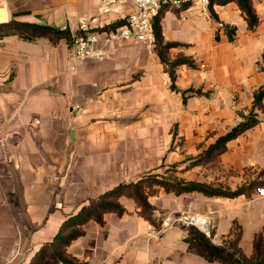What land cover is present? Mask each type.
<instances>
[{
	"label": "crops",
	"instance_id": "1",
	"mask_svg": "<svg viewBox=\"0 0 264 264\" xmlns=\"http://www.w3.org/2000/svg\"><path fill=\"white\" fill-rule=\"evenodd\" d=\"M101 1L0 0L9 22L67 26L73 38L0 40V264H31L91 200L175 165L179 179L232 192L245 187L248 195L160 191L149 198L155 225L123 197L126 213L107 215L104 225L89 222L67 253L82 264H220L185 242L191 229L182 220L189 218L205 220L217 240L237 223L243 253L252 255L257 236L264 253V110L216 164L187 169L242 121L264 87V0L254 2L260 23L253 31L234 3L215 6L217 20L192 0L163 5V39L180 45L168 60L186 57L196 66L178 67L175 81L155 45L137 41L109 45L103 61H77V36L135 11ZM220 24L235 28L232 40Z\"/></svg>",
	"mask_w": 264,
	"mask_h": 264
},
{
	"label": "trees",
	"instance_id": "2",
	"mask_svg": "<svg viewBox=\"0 0 264 264\" xmlns=\"http://www.w3.org/2000/svg\"><path fill=\"white\" fill-rule=\"evenodd\" d=\"M256 0H210L209 10L217 20L213 8L215 6H226L234 3L241 11L249 30H255L259 23V17L254 8ZM160 14L153 21V29L155 36V50L161 59L162 63L168 66V72L173 81H175V70L180 66L195 68V62L186 57H178L174 61H169L167 52L180 45L176 43H165L161 26ZM125 20L116 22L109 27L99 30V32L112 31L122 27ZM223 30L232 40L235 35V28L224 26ZM82 35V34H81ZM7 36H18L20 39L33 42L39 39H47L53 44H57L62 40L68 43L73 42L68 31H62L54 27L42 26L30 23H19L14 20L8 24L0 26V40ZM264 70V54L262 57ZM195 93L200 94L199 91ZM264 110V87L254 93L253 107L246 115H241L242 121L230 130L225 136L217 139L206 151L199 157L190 162L187 169L196 166H209L218 162L220 156L227 150V144L230 141L237 139L248 131L257 127L260 123L258 112ZM176 166V165H175ZM248 188H240L232 192L222 186H214L206 183L194 181H185L179 179L175 174L172 176L148 175L137 182L129 184H121L113 190L103 194L95 200H91L77 214L69 217L59 228L53 242L43 246L33 258L31 264H43L50 260L59 264H82L80 261L70 256L67 253L69 245L82 237L85 234L84 227L89 222L94 221L99 225H104L105 217L109 214H114L118 217L126 213L120 199L123 197L133 199L138 208V215L155 225L153 218V208L149 203V198L157 195L160 191L166 194L181 196L185 194H201L205 197L217 198H234L240 195H248ZM190 235L185 242L193 249H196L199 255L211 263L220 264H264V253L260 249V237L257 236L254 240V248L251 256L243 253L240 247L242 237V228L237 223H234L230 233L222 240L223 245L219 246L213 242L215 232L210 231V236L202 232L195 226L190 227Z\"/></svg>",
	"mask_w": 264,
	"mask_h": 264
},
{
	"label": "built area",
	"instance_id": "3",
	"mask_svg": "<svg viewBox=\"0 0 264 264\" xmlns=\"http://www.w3.org/2000/svg\"><path fill=\"white\" fill-rule=\"evenodd\" d=\"M189 0H102L104 6L112 4L131 5L134 13L126 18L125 24L112 31L85 32L75 38L73 54L78 62L103 61L106 58L105 48L120 41H137L148 46L155 45L153 21L160 14L163 5L181 6ZM202 7H208L210 0H192ZM86 26H82L85 29ZM220 27L224 26L220 24ZM67 26H62V31H67ZM74 110L79 113V108ZM260 196H264V189L260 190ZM189 218L182 221L193 226L198 219ZM202 232L210 236L209 224L203 220Z\"/></svg>",
	"mask_w": 264,
	"mask_h": 264
},
{
	"label": "water",
	"instance_id": "4",
	"mask_svg": "<svg viewBox=\"0 0 264 264\" xmlns=\"http://www.w3.org/2000/svg\"><path fill=\"white\" fill-rule=\"evenodd\" d=\"M9 23V14L6 6L4 4H0V26L6 25ZM194 220V219H192ZM193 226L202 229V226L194 223ZM216 245L222 246L223 243L219 240H213Z\"/></svg>",
	"mask_w": 264,
	"mask_h": 264
},
{
	"label": "rangeland",
	"instance_id": "5",
	"mask_svg": "<svg viewBox=\"0 0 264 264\" xmlns=\"http://www.w3.org/2000/svg\"><path fill=\"white\" fill-rule=\"evenodd\" d=\"M178 170H177V166H164L162 171H161V175L164 176H172L173 174H177ZM155 175V174H153ZM157 175V174H156ZM191 227V226H190ZM197 228V227H196ZM199 229V228H198ZM200 230V229H199ZM210 231V229H209ZM213 240H217L215 237L213 238ZM222 242V240H219Z\"/></svg>",
	"mask_w": 264,
	"mask_h": 264
},
{
	"label": "bare ground",
	"instance_id": "6",
	"mask_svg": "<svg viewBox=\"0 0 264 264\" xmlns=\"http://www.w3.org/2000/svg\"><path fill=\"white\" fill-rule=\"evenodd\" d=\"M197 219V218H196ZM199 225H202L203 224V220L202 219H198L197 221H196Z\"/></svg>",
	"mask_w": 264,
	"mask_h": 264
}]
</instances>
